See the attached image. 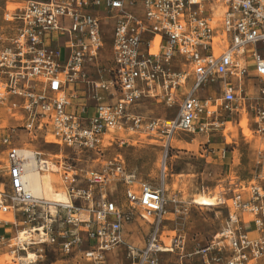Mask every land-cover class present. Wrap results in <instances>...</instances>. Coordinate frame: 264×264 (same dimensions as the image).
<instances>
[{"label":"built area","instance_id":"1","mask_svg":"<svg viewBox=\"0 0 264 264\" xmlns=\"http://www.w3.org/2000/svg\"><path fill=\"white\" fill-rule=\"evenodd\" d=\"M1 1L0 212L13 220L0 221L15 233H0V247L12 261L36 263L48 247L95 264L122 245L131 264H159L161 252H183V234L163 238V187L137 180L121 156L100 168L80 163L100 161L119 129L161 138L167 147L180 132L209 133L247 109L262 142L259 172L220 197L226 223L194 254L200 264H256L264 257V0ZM105 20L112 26L108 67L99 65ZM6 29L13 31L7 37ZM92 67L108 74L91 78ZM252 78L263 84L254 102L247 91ZM155 97L176 115L152 120L134 112ZM20 131L61 149L25 147ZM46 173L60 179L65 201L35 193L30 175ZM117 181L124 204L104 190ZM136 218L151 224L142 247L124 239L125 225Z\"/></svg>","mask_w":264,"mask_h":264},{"label":"rangeland","instance_id":"2","mask_svg":"<svg viewBox=\"0 0 264 264\" xmlns=\"http://www.w3.org/2000/svg\"><path fill=\"white\" fill-rule=\"evenodd\" d=\"M3 1L0 0V26L2 21ZM132 10L131 7H129ZM105 44L99 56V65L109 66L111 61V20H105ZM5 36L13 31L6 29ZM55 38L57 35H54ZM63 52V50H62ZM64 58V54L62 59ZM91 78L97 79L106 76L92 67L89 70ZM247 91L254 102L258 96L259 86L263 84L252 78ZM82 89L77 90L80 95ZM75 93V92H74ZM73 91H70V95ZM200 94H205L200 91ZM74 102L77 99H73ZM134 112L146 119H167L176 115L177 110L169 108L165 101L158 98H145L134 106ZM254 112L250 109L229 114L224 119L227 123L220 125L209 133L189 134L180 132L174 136L170 146H164V140L155 138L140 131L119 129L115 132L116 139L100 161L94 163L82 161L83 166L101 167L103 160L121 156L129 172L140 181L149 183L153 188H164L168 199L166 218L161 230L163 238L169 242L175 234L185 236V250L161 252L159 264H200L199 254L194 251L209 244L220 232L227 220L228 209L219 203L222 196L230 197L233 190L240 184L248 183L259 172L257 157L262 142L254 132ZM20 144L25 147L45 149L59 152L61 147L52 143H45L43 138H30L24 131H20ZM70 149L63 147V152ZM54 188L63 192L64 188L57 176ZM62 190V191H61ZM98 190V189H97ZM109 198L118 204L125 203L124 185L122 182H112L104 189ZM215 195L218 204L215 206H200L193 200L198 195ZM175 208L178 209L175 212ZM0 219L13 220L12 214H2ZM151 224L149 221L136 218L125 225L124 239L137 247H142L147 239ZM9 254L0 255V264H19L12 261ZM69 258L63 264H95L83 257H64L54 252L51 247L46 248L43 258L32 264H52L57 259ZM132 259L127 257L126 245L108 251L103 264H131ZM22 264V263H21ZM26 264V263H23ZM256 264H264V257Z\"/></svg>","mask_w":264,"mask_h":264},{"label":"bare ground","instance_id":"3","mask_svg":"<svg viewBox=\"0 0 264 264\" xmlns=\"http://www.w3.org/2000/svg\"><path fill=\"white\" fill-rule=\"evenodd\" d=\"M21 154L28 157L29 153L25 150L21 151ZM29 165H32L34 162L32 159H27ZM54 178L53 174L46 173L45 175L38 176L36 174L30 175V182L34 188V191L37 195L42 196L46 199L52 201H65L66 196L63 192L56 191L54 185L51 183V179ZM62 191V190H61ZM196 204L200 206H215L218 204L217 197L215 195H203L200 194L193 200ZM35 254L30 253L29 258H35Z\"/></svg>","mask_w":264,"mask_h":264},{"label":"crops","instance_id":"4","mask_svg":"<svg viewBox=\"0 0 264 264\" xmlns=\"http://www.w3.org/2000/svg\"><path fill=\"white\" fill-rule=\"evenodd\" d=\"M0 233L5 235H12L15 233V227L13 225H5L0 221ZM5 254H8L6 248L0 247V255H5ZM69 261L70 260L68 259H57L56 261L52 262V264H63Z\"/></svg>","mask_w":264,"mask_h":264}]
</instances>
